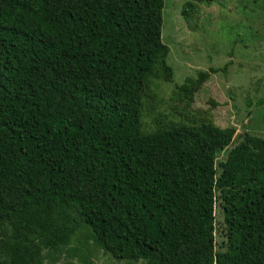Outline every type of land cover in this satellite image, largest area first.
<instances>
[{"label":"trees","instance_id":"1","mask_svg":"<svg viewBox=\"0 0 264 264\" xmlns=\"http://www.w3.org/2000/svg\"><path fill=\"white\" fill-rule=\"evenodd\" d=\"M163 8L0 0V264H42L82 231L116 260L264 264V167L232 218L237 252L215 250V164L232 131L140 130L151 76L172 79Z\"/></svg>","mask_w":264,"mask_h":264},{"label":"rangeland","instance_id":"2","mask_svg":"<svg viewBox=\"0 0 264 264\" xmlns=\"http://www.w3.org/2000/svg\"><path fill=\"white\" fill-rule=\"evenodd\" d=\"M161 42L169 49L172 79L161 71L151 76L140 130L210 124L232 131L215 164L224 183L215 194L214 240L216 251L236 253L241 238L232 218L264 167V151L245 141L264 139V0H164ZM203 72L208 77L194 91L180 89ZM84 233L65 248L46 250L42 264H146L116 260Z\"/></svg>","mask_w":264,"mask_h":264}]
</instances>
